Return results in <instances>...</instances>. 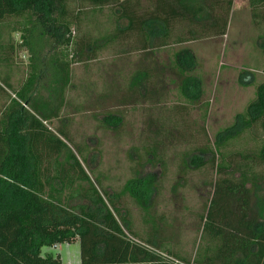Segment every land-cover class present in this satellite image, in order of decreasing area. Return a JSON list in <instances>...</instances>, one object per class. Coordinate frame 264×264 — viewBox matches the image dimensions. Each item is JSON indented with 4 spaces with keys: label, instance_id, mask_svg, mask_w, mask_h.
<instances>
[{
    "label": "rangeland",
    "instance_id": "obj_1",
    "mask_svg": "<svg viewBox=\"0 0 264 264\" xmlns=\"http://www.w3.org/2000/svg\"><path fill=\"white\" fill-rule=\"evenodd\" d=\"M142 5L141 10L149 11L153 7L147 0ZM82 8L84 10L79 12L75 7L70 13L74 36L97 40L99 48L78 54L73 50L75 44L71 48L64 44L51 52L62 65L69 64L68 83L61 88L55 77L43 82L51 89H42L41 99L48 97L52 106L57 96L61 98V104L56 105V115L43 122L57 136H61L60 131L66 132L67 137L61 138L105 201L115 203L116 206H109L122 220L129 237L141 242L154 239L163 243L173 256L170 257L182 264H192L198 257L197 252L206 248L212 250L202 230L201 216L207 211L216 180L228 174L216 173V166L222 160L217 152L215 166L209 163L193 168L190 158L199 153L197 149L207 140L215 149L216 136L232 127L237 115L256 97L258 85L264 82L261 47L264 28L261 30L255 23L248 0H233L225 35L180 42L178 37H185L190 27L185 22L175 27L168 45L148 52L138 49L132 40H108L116 27L126 25V20L118 19L116 8ZM76 15L78 18H74ZM19 22H23V18L0 23V85L3 86L0 118L33 74V54L24 42L28 33ZM182 49H189L196 58L197 65L191 74L201 81L199 105L185 101L175 81L179 78L171 71L156 70L158 59L165 65L171 64L174 54ZM53 64L49 62L50 69ZM151 66L157 81H167L160 92L164 90L162 97L157 96V101L125 104L124 95L129 92L132 77ZM205 102L209 107L203 123L202 104ZM258 141L261 143V139ZM238 143V147L242 144L239 149L245 152L255 146L254 140L248 143L239 140ZM67 151L65 148L54 158L53 164L59 172L62 167L69 168ZM210 156L205 154L206 160ZM237 160L240 166L241 159ZM149 173L159 177L158 190L143 206L123 192V186L128 180ZM243 174L248 178L251 208L258 212L264 205V165L243 162L231 176L241 179ZM90 184L77 177L66 181L61 198L63 204L68 207L89 205L95 209L82 197ZM41 251L42 254H59L65 264H81L78 240L43 246Z\"/></svg>",
    "mask_w": 264,
    "mask_h": 264
},
{
    "label": "trees",
    "instance_id": "obj_2",
    "mask_svg": "<svg viewBox=\"0 0 264 264\" xmlns=\"http://www.w3.org/2000/svg\"><path fill=\"white\" fill-rule=\"evenodd\" d=\"M143 1L0 0V23L23 18L19 24L28 33L24 42L34 58L33 74L0 118V264H65L59 254H42L41 248L75 240L80 243L81 264H182L162 254L172 256L163 243L154 239L143 243L128 236L122 220L109 206L115 203L105 201L61 138L67 137L66 132L60 131L61 136H57L43 122L56 115V105L61 104L59 96L52 106L48 97L40 98L42 89H51L45 83L51 77L57 79L61 88L68 83L69 64L62 65L51 52L64 44L70 48L75 44L73 50L78 54L99 48L97 40L75 38L69 21L75 7L79 12L84 10L83 6L116 8L118 19L126 20V25L116 27L108 40H132L138 49L152 52L168 45L175 27L185 22L190 27L185 37H178L180 42L225 35L233 4V0H147L153 5L148 11L141 10ZM248 4L255 23L263 30L264 0H248ZM261 38L264 40V36ZM261 47L264 54V42ZM50 61L54 63L53 69L49 68ZM155 65L156 70L171 71L179 78L175 81L188 104L199 105L202 85L191 74L197 65L192 51L182 49L174 54L171 64L165 65L158 59ZM139 71L132 77L130 95H124L125 104L157 101V96L160 98L164 93V90L160 92L167 81H157L152 66ZM25 105L32 106L31 110ZM202 105L201 120L205 123L209 103ZM239 140L242 143L254 140L255 146L245 152L239 149L242 147V144L238 147ZM65 148L69 168L62 167L59 172L53 162ZM197 150L199 153L190 158L193 168L209 163L215 166L217 152L222 160L216 166V173L220 176L226 173L228 177L216 180L207 211L201 216L202 230L212 250L197 252L198 257L192 264H264V205L255 212L251 208L248 178L244 174L241 179L231 176L243 162L264 165V82L258 85L256 97L247 109L237 115L234 125L216 136L215 149L207 140ZM205 154L212 156L206 160ZM237 159H241L240 166ZM72 177L91 183L82 197L95 209L89 205L63 204V188ZM158 179L155 173H149L128 180L123 192L144 206L158 190Z\"/></svg>",
    "mask_w": 264,
    "mask_h": 264
},
{
    "label": "built area",
    "instance_id": "obj_3",
    "mask_svg": "<svg viewBox=\"0 0 264 264\" xmlns=\"http://www.w3.org/2000/svg\"><path fill=\"white\" fill-rule=\"evenodd\" d=\"M131 238V237H130ZM133 240H135V239H133ZM137 241V240H136ZM166 258H168V259H170V260H173V261H175L176 263H180V262H178L177 260H175L174 258H172V257H170L169 255H166V254H164V253H162Z\"/></svg>",
    "mask_w": 264,
    "mask_h": 264
},
{
    "label": "crops",
    "instance_id": "obj_4",
    "mask_svg": "<svg viewBox=\"0 0 264 264\" xmlns=\"http://www.w3.org/2000/svg\"><path fill=\"white\" fill-rule=\"evenodd\" d=\"M76 241V240H75ZM138 241V240H137ZM138 242H141V241H138Z\"/></svg>",
    "mask_w": 264,
    "mask_h": 264
}]
</instances>
